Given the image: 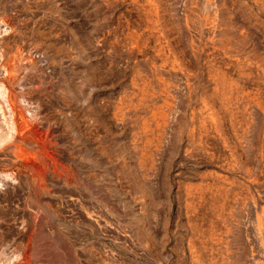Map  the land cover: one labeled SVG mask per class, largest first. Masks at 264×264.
<instances>
[{
	"label": "rangeland",
	"instance_id": "374dc122",
	"mask_svg": "<svg viewBox=\"0 0 264 264\" xmlns=\"http://www.w3.org/2000/svg\"><path fill=\"white\" fill-rule=\"evenodd\" d=\"M10 4L67 62L46 105L88 88L58 135L101 197V264H264V0Z\"/></svg>",
	"mask_w": 264,
	"mask_h": 264
},
{
	"label": "bare ground",
	"instance_id": "6f19581e",
	"mask_svg": "<svg viewBox=\"0 0 264 264\" xmlns=\"http://www.w3.org/2000/svg\"><path fill=\"white\" fill-rule=\"evenodd\" d=\"M14 6L0 0V264H101V215L93 210L89 216L81 200L97 204L101 197L77 179L58 135L59 121L73 118L71 106L85 105L88 88L69 79L68 100L51 105L58 116L48 112L44 92L67 62L53 46L30 40L33 22L20 19Z\"/></svg>",
	"mask_w": 264,
	"mask_h": 264
},
{
	"label": "clouds",
	"instance_id": "9594fccd",
	"mask_svg": "<svg viewBox=\"0 0 264 264\" xmlns=\"http://www.w3.org/2000/svg\"><path fill=\"white\" fill-rule=\"evenodd\" d=\"M8 178L11 179V176H9ZM13 182H15V181H13ZM0 187H2V185H0Z\"/></svg>",
	"mask_w": 264,
	"mask_h": 264
}]
</instances>
